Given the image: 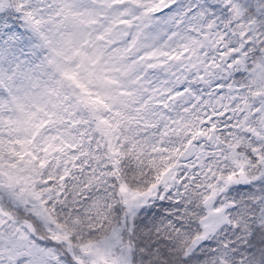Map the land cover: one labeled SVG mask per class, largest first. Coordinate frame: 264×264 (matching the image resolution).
<instances>
[{"label":"snow or ice","instance_id":"obj_1","mask_svg":"<svg viewBox=\"0 0 264 264\" xmlns=\"http://www.w3.org/2000/svg\"><path fill=\"white\" fill-rule=\"evenodd\" d=\"M0 264H264V0H0Z\"/></svg>","mask_w":264,"mask_h":264}]
</instances>
